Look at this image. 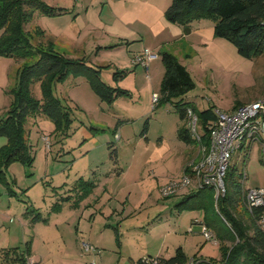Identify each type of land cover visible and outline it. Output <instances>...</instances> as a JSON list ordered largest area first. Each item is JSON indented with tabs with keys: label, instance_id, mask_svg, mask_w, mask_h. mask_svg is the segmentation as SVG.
Masks as SVG:
<instances>
[{
	"label": "rangeland",
	"instance_id": "374dc122",
	"mask_svg": "<svg viewBox=\"0 0 264 264\" xmlns=\"http://www.w3.org/2000/svg\"><path fill=\"white\" fill-rule=\"evenodd\" d=\"M44 1L64 11L54 16L38 11L35 19V24L52 35L55 49L75 59L84 58L88 65L105 66L102 79L129 94L112 102L103 100L83 74H70L54 84L56 96L72 109L71 129L68 134L56 132L55 124L43 115L28 120L34 162L31 167L11 163L0 181V264L3 251L10 247L24 250L28 241L38 262L33 264H72L67 259L79 257L85 242L101 250L97 255H103L105 264H136L129 256L168 257L179 246L189 259L219 260L221 242L207 240L203 234L207 217L218 220L213 198L208 200L211 207L181 212L175 205L183 190L169 197L160 191L164 183L181 178L188 160L199 156L197 141L187 143L179 138L178 129L187 121L174 102H154L165 72L161 58L150 63L148 78L145 68L132 61L143 45L132 41L129 48L104 46L111 42L103 30L111 22V11L115 5L127 6V0ZM201 19L215 24L213 19ZM189 54L183 62L195 87L184 100L198 110L215 105L231 110L237 100L264 99V54L243 57L222 37L207 39ZM14 65L10 57L0 56V118L6 116L10 90L17 83L19 65ZM122 69L126 74L116 78L114 71ZM32 89L37 98L42 97L39 82ZM197 129L204 135L200 120ZM6 142L0 136V147ZM112 149L117 151L116 158L111 156ZM240 156L237 152L232 163L245 170V187L264 188L262 145L253 144L244 165ZM79 178L90 179L96 186L72 206L78 199L75 186ZM187 190L196 191L193 187ZM218 197L215 192V202ZM37 211L42 219L33 222ZM234 213L248 220L241 205ZM224 243L232 246L231 241ZM99 259L96 263L102 264Z\"/></svg>",
	"mask_w": 264,
	"mask_h": 264
},
{
	"label": "trees",
	"instance_id": "16d2710c",
	"mask_svg": "<svg viewBox=\"0 0 264 264\" xmlns=\"http://www.w3.org/2000/svg\"><path fill=\"white\" fill-rule=\"evenodd\" d=\"M38 11L50 16L64 12L63 8L49 5L44 0H0V56L19 62L17 83L10 90L11 104L6 116L0 118V136L7 138V142L0 147V181L4 180L5 169L11 163L19 161L31 167L34 162L35 154L27 129L31 117L43 115L55 124L56 132L69 133L73 121L72 109L56 96L54 84L65 81L70 74H83L103 100L112 102L121 94H129L127 90L102 79L105 66L88 65L84 58L75 59L56 50L52 37L48 38L46 30L35 24ZM165 16L170 22L183 25L185 31H189L190 23L196 19H213L214 35L231 41L241 56L254 59L264 54V0H172ZM43 38L47 39L46 43L42 42ZM160 57L165 72L157 103L174 102L185 121L187 110L191 108L205 131L203 142L208 143L207 125L215 119L214 107L198 110L191 101H185L184 96L195 87L191 73L173 53L161 51ZM126 72L123 69L115 70L114 74L119 78ZM37 82L41 86V98L33 93L32 86ZM178 135L187 143L196 142L187 125L178 129ZM249 152V148L243 150V165ZM111 156L117 157L115 149H112ZM243 170L236 163L230 164L224 177L225 193L216 202L214 189L204 186L187 194L175 205L181 212L190 208H208L212 206L208 200L213 198V209L218 220L207 217L205 222L221 242V261H204L195 257L190 260L179 246L173 256L159 257L162 264H264V230L258 222L264 207H253L252 210L247 207ZM95 186L94 181L79 178L75 186L79 194L74 205L86 198ZM239 205L248 214L247 221L234 213ZM40 219V212L37 211L32 221ZM227 241H231L232 246L225 245ZM30 255L31 241H28L24 250L13 247L3 251L2 264H30ZM138 264H143L142 259L138 260Z\"/></svg>",
	"mask_w": 264,
	"mask_h": 264
},
{
	"label": "built area",
	"instance_id": "2783aa9c",
	"mask_svg": "<svg viewBox=\"0 0 264 264\" xmlns=\"http://www.w3.org/2000/svg\"><path fill=\"white\" fill-rule=\"evenodd\" d=\"M157 57V53L146 49L134 57V62L149 70V60ZM157 101L158 95H155L154 102ZM214 113L215 119L207 125L209 141L204 143L203 135H200L197 129L198 116L191 108H188L187 127L199 144V156L185 167L181 178L171 179L161 186L160 191L164 197L189 187L197 190L204 186L212 187L217 197L223 195L225 193L224 177L235 154L239 152L242 158L243 150L250 149L254 143L261 144L264 150V99L238 105L231 111L215 108ZM243 173L244 179H247L245 170ZM245 202L250 210L253 207H264V189L246 188ZM258 222L264 230V210ZM203 234L207 240L213 238L215 240V234L209 228H205ZM84 247L86 250L93 249L88 243H84ZM162 262L158 256L142 258L143 264H162Z\"/></svg>",
	"mask_w": 264,
	"mask_h": 264
},
{
	"label": "crops",
	"instance_id": "0c3cea01",
	"mask_svg": "<svg viewBox=\"0 0 264 264\" xmlns=\"http://www.w3.org/2000/svg\"><path fill=\"white\" fill-rule=\"evenodd\" d=\"M115 1L119 2L120 0H115ZM126 2H127L126 3L127 6H125L124 8L120 6L116 7L117 5H115V8H113V10L111 11V15H110L111 22L106 23V28L103 29L104 33H106L111 37L110 38L111 42L109 44H105L104 46L115 45L114 48H124V47L129 48L131 46L129 45L130 42L137 41L139 45H143L142 48H140L141 50L138 52V54L143 53L146 49H148L154 53H157L158 57L161 58L160 57L161 51H169L174 55H176L180 60V62L184 64L183 56L190 55L189 53L191 50L193 49L195 50V47L199 48L200 45H204L207 39L213 40L214 38H216V36L214 35V24L207 23V21H204V19H196L192 21L189 25V31H185L183 25L170 22L165 16V11L171 3L169 1L166 2V0H127ZM47 34H48V38L52 37V35H50L49 32H47ZM136 55H133L132 57L133 62H134V57ZM11 60L14 62L15 64L14 66L19 65L18 61L12 58ZM154 60L156 59L149 60V70H150V63L152 65V62ZM134 63L137 64L136 62ZM149 70L145 69L146 77L151 78V74ZM156 94L157 92H154V96ZM248 102H242L237 100L235 106L231 110L236 108L239 104L240 105L246 104ZM213 107L214 109L220 108L216 105ZM231 110H227V111H231ZM191 161L188 160L185 163V165ZM191 192H193V190L190 191L186 189L183 190V192L180 194L183 196L182 198H184L187 194ZM72 206L75 205L73 204ZM60 208L61 207L59 206V211ZM93 217L94 214H91L90 218L92 219ZM211 231L214 233L212 229ZM88 244H90L93 249L86 250L85 247L84 248L81 247L83 251L79 253V257L78 255H76L77 257H75L74 255L69 256L67 262L72 264H83L85 261L86 263L94 262L95 264H97L96 259L100 258L99 260L101 261V263L105 264L103 260V255L99 258L97 255L98 253L101 252V250L93 246L92 243H88ZM145 256H152V255H145ZM145 256L144 255L138 256L136 258H134V256H129V257L133 260V262L138 264V260L142 259ZM157 256L164 258L171 257V256L167 257L162 254ZM92 258L93 259L96 258V259H94L93 261ZM221 258L219 260L217 259L214 260L219 263L221 261ZM28 259L30 264L38 263L37 260H35L36 258L32 253V243H31V255L28 257Z\"/></svg>",
	"mask_w": 264,
	"mask_h": 264
}]
</instances>
